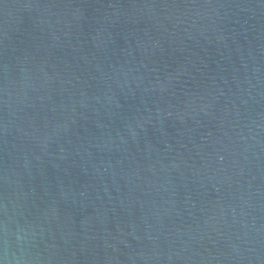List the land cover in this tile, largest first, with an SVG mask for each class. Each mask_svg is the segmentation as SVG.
<instances>
[{
  "label": "water",
  "instance_id": "water-1",
  "mask_svg": "<svg viewBox=\"0 0 264 264\" xmlns=\"http://www.w3.org/2000/svg\"><path fill=\"white\" fill-rule=\"evenodd\" d=\"M0 264H264V0H0Z\"/></svg>",
  "mask_w": 264,
  "mask_h": 264
}]
</instances>
